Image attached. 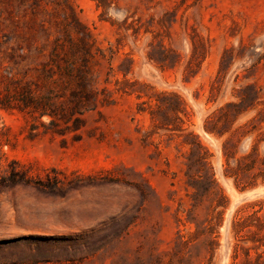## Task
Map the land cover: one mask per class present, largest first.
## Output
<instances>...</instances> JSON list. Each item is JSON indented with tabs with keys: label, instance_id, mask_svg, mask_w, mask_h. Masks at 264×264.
<instances>
[{
	"label": "rangeland",
	"instance_id": "1",
	"mask_svg": "<svg viewBox=\"0 0 264 264\" xmlns=\"http://www.w3.org/2000/svg\"><path fill=\"white\" fill-rule=\"evenodd\" d=\"M242 98L233 129L264 121V0H0V264H208L207 245L180 247L196 230L189 132L228 198L211 264H232L257 231L238 235V212L264 186L237 189L203 126Z\"/></svg>",
	"mask_w": 264,
	"mask_h": 264
},
{
	"label": "trees",
	"instance_id": "2",
	"mask_svg": "<svg viewBox=\"0 0 264 264\" xmlns=\"http://www.w3.org/2000/svg\"><path fill=\"white\" fill-rule=\"evenodd\" d=\"M173 97L165 94L157 96L156 105L159 110L151 112L153 119L156 118L158 112L162 111L167 104V100ZM241 100L240 104H226L208 116L204 121L203 128L207 134L225 138L222 144V153L225 161L223 164L224 176L232 178L237 189L246 191L264 186V129L262 128L264 121L262 114H260L259 118L256 116L233 129L239 117L250 110V108H241L244 98ZM181 106L182 101L179 100L175 107H170V110L174 112L175 120L183 122L178 114L179 112H184ZM164 113L166 119H168L166 112ZM45 114L52 115V113H48V111L43 109L41 115ZM63 120H68V116L64 117ZM162 126L167 128L165 123H162ZM244 140H248V146L240 152L239 147ZM182 145L189 147L185 157L186 161L184 162L186 167L185 176L187 178V188L192 189L194 192L192 195L194 200L193 210L188 211L187 220L196 225V230L189 232L188 236L180 232V247L181 250H185L190 244L194 243L195 247L207 245L212 259L216 242L214 235L217 233L216 229L221 225L220 218H222V212L219 209L226 207L228 198L217 179L215 168L210 162L212 155L209 149L200 141L199 136L194 134V132H189L184 136ZM39 185L45 188H52L43 183H39ZM135 186L141 193L142 203H144L147 200V194L139 185ZM205 202H209L206 217L199 222L198 219L193 217V214L195 209H198ZM138 211H140V208ZM262 212H264V200L250 203L239 210L235 221L237 234L240 235L245 228L252 226H255L257 231L252 232L250 239L253 242L252 247H245L241 244L236 245L232 264H264V250L259 251L262 246L260 233L264 229V214L259 216ZM129 226H126L118 237H122ZM201 238H203L202 241ZM252 250L255 251L254 255ZM211 259L208 264H211Z\"/></svg>",
	"mask_w": 264,
	"mask_h": 264
},
{
	"label": "bare ground",
	"instance_id": "3",
	"mask_svg": "<svg viewBox=\"0 0 264 264\" xmlns=\"http://www.w3.org/2000/svg\"><path fill=\"white\" fill-rule=\"evenodd\" d=\"M261 193H264V188H259V189H257L255 192H253V193H249V197H254V196H256L257 194H261ZM237 198V197H236Z\"/></svg>",
	"mask_w": 264,
	"mask_h": 264
}]
</instances>
